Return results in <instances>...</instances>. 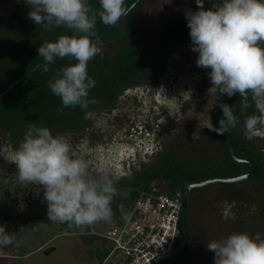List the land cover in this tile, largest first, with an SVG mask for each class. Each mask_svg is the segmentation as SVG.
<instances>
[{"label": "clouds", "instance_id": "clouds-1", "mask_svg": "<svg viewBox=\"0 0 264 264\" xmlns=\"http://www.w3.org/2000/svg\"><path fill=\"white\" fill-rule=\"evenodd\" d=\"M31 6L29 19L35 25L66 26L79 36H60L55 42H45L38 49L43 58L44 71L56 58L73 57L75 65L61 68L54 80L49 81L52 93L64 107L79 106L86 110L89 89L95 81L88 76V62L99 54L98 42L92 37L97 16L107 25L115 24L124 14V0H99L97 12L87 0H26ZM197 11L186 12L185 19L193 45L198 53L196 64L208 73L211 87L209 95L237 93L252 101L259 115L247 116L244 135L251 140L264 137V0H222L208 10L203 0ZM218 93V94H217ZM183 95H188L183 94ZM223 119L214 127L207 116L206 127L217 135L234 128L237 119L231 106L220 104ZM92 113L86 112L85 119ZM0 156L18 169L20 182L39 185L47 203L50 221L69 226H91L100 220L111 219V201L116 194L113 180L107 170L97 167L90 171V161L74 152L64 136H54L47 127L30 124L16 148L0 149ZM13 233L0 226V247L11 245ZM208 251L214 253V264H264V235L233 233L225 239L212 240Z\"/></svg>", "mask_w": 264, "mask_h": 264}, {"label": "flooded vegetation", "instance_id": "flooded-vegetation-1", "mask_svg": "<svg viewBox=\"0 0 264 264\" xmlns=\"http://www.w3.org/2000/svg\"><path fill=\"white\" fill-rule=\"evenodd\" d=\"M220 1L222 0H203V8L208 10L213 4L222 3ZM196 2L199 3L200 0L148 2L135 21L137 28L133 38L149 40L155 49L154 54L147 58L135 83L121 91L111 106L101 105L90 112L91 118L84 119L77 129L50 130L54 136L66 137L74 152L90 161V171L93 174L97 167L105 168L114 185L131 180L138 173L156 167L175 154L186 166H190L193 163L191 161L199 157H202V160L206 159V156L207 159H224L219 135L205 128V121L209 116L213 124V117L221 112L219 105L224 103L225 97L221 94L217 97L208 94L207 90L212 86L211 81L207 82L210 69L197 66L198 53L191 51L193 45L189 28L187 27L188 32L182 40L170 44L161 42L156 31L160 24L174 20L185 21L187 24L185 13L197 11ZM154 7L173 10L168 13L163 10L159 16L165 19L153 23L150 31L146 33L140 24L141 17L144 12ZM186 93L188 95H183ZM202 97H213L216 100L210 111L204 113L203 120L202 113L195 111L205 109L207 102L203 103ZM234 132L255 145L264 158L263 150L256 144L257 140L264 142V137L249 140L244 135V127L239 125L234 128ZM8 146L16 148L10 135L5 133V136L0 138V149ZM235 157L254 162L251 159ZM197 164L200 165L198 162ZM246 164L253 169L251 164ZM117 190L119 189L116 188ZM190 198L187 208L191 204ZM46 210L47 203L41 186L20 182L17 166L0 156V226L6 225V232L13 233L15 229L12 228L11 232V227L14 224H24L42 215ZM187 211L185 228L190 232V215L189 210ZM30 216L33 217L29 218Z\"/></svg>", "mask_w": 264, "mask_h": 264}, {"label": "trees", "instance_id": "trees-1", "mask_svg": "<svg viewBox=\"0 0 264 264\" xmlns=\"http://www.w3.org/2000/svg\"><path fill=\"white\" fill-rule=\"evenodd\" d=\"M17 1L18 4L7 16H0V94L36 65L42 64L0 98V131L9 134L16 147L19 146L30 124L61 131L75 130L80 127L86 112H92L101 105L114 104L120 92L135 83L147 58L154 54L155 46L149 40L133 38L137 28L135 21L138 14L151 1L138 0L124 17L96 41L100 52L88 62L87 66L88 76L96 82L95 86L89 89L88 99L96 102L89 103L86 110H81L79 106L64 107L61 99L52 93L48 82L54 80L57 71L61 68L75 65L77 61L71 56L56 58L54 63L48 65V71H44V61L38 55L37 49L45 42H55L60 36L81 34L63 25L50 27L47 30L43 25H35L28 17L31 6L26 3V0ZM134 1L124 0V8L127 9ZM87 3L97 12L100 11L99 0H87ZM107 26L97 16L95 27L92 30L95 35L92 39ZM156 31L160 35L161 42L170 44L182 40L188 29L185 21L174 20L160 24ZM261 46L264 47V44ZM221 95L225 97L223 104L231 106L235 113L241 99L240 94L237 93L232 97L226 94ZM253 114L258 115V112L252 101L251 93H248L242 111L236 117V126L244 127L246 117ZM223 118L222 110L216 113L213 117L214 126L219 127L218 121ZM234 128L230 127L226 133L232 143L235 156L240 159H251L256 163L257 173L249 180L264 187V158L255 145L235 134ZM219 141L227 163L224 171L198 168L197 163L186 166L181 159L172 156L156 167L138 173L131 180L115 185V188L119 190L127 188V191L124 195L115 194L112 198L110 207L114 221L118 224L123 221V213L132 207L137 197L134 189L138 187L147 190L154 181L166 182L170 192H180L183 195L185 188L190 184L211 179L238 177L252 169L250 165L237 162L232 158L223 135H219ZM222 185L236 186V184ZM195 191L197 189L192 190L190 196ZM187 210L188 208L183 219L186 246L191 241V233L185 228V225L187 227ZM87 234L90 233L87 231ZM90 235L92 238L95 237V241L101 237L95 233ZM96 249L98 251L101 249L97 257L101 263L108 249L103 245ZM52 251L53 247H50L44 252L49 254ZM159 264H164V261Z\"/></svg>", "mask_w": 264, "mask_h": 264}, {"label": "rangeland", "instance_id": "rangeland-1", "mask_svg": "<svg viewBox=\"0 0 264 264\" xmlns=\"http://www.w3.org/2000/svg\"><path fill=\"white\" fill-rule=\"evenodd\" d=\"M17 4V0H0V16H7ZM163 10L168 13L173 9L154 7L144 12L140 24L146 33L150 31L153 23L165 19L159 16ZM207 82H210V78ZM202 102H207L205 109L202 111L195 109V111L202 113L203 120L204 113L210 111L211 105L216 103V100L213 97H202ZM2 135L5 136V133H0V138ZM256 144L264 152V142L257 140ZM175 157L178 158L177 154ZM205 158L202 160V157H199L191 162L200 163L198 168L202 167L206 170L224 171L227 168L224 159L219 157L207 159V156ZM126 191L127 188L117 190L116 194L123 195ZM190 202L188 210L191 242L181 256L175 260H165L164 264H214V253L207 249V244L212 240L225 239L233 233L264 235V187L255 181H242L236 183V186L212 184L192 193ZM113 218L112 213L110 220H100L91 226H69L66 223L62 226V223L50 221L48 216L32 221L28 225L21 224L22 228L18 234L24 242V248L19 252H29L36 248L38 242L44 240H47L46 249L53 247L54 251L47 256L43 253H32L25 262L0 258V264H99L97 257L101 249L98 251L96 247L102 245L106 247V234L115 226ZM58 227H62L63 234L61 237L53 238L54 235L61 233ZM87 231L90 234L100 235V239L95 241V237L92 238ZM17 242L18 240L13 241L14 247Z\"/></svg>", "mask_w": 264, "mask_h": 264}, {"label": "built area", "instance_id": "built-area-1", "mask_svg": "<svg viewBox=\"0 0 264 264\" xmlns=\"http://www.w3.org/2000/svg\"><path fill=\"white\" fill-rule=\"evenodd\" d=\"M134 191L137 197L123 221L114 222L106 234L108 252L99 264H159L158 259L178 246L183 195L160 181Z\"/></svg>", "mask_w": 264, "mask_h": 264}, {"label": "water", "instance_id": "water-1", "mask_svg": "<svg viewBox=\"0 0 264 264\" xmlns=\"http://www.w3.org/2000/svg\"><path fill=\"white\" fill-rule=\"evenodd\" d=\"M138 0H135L125 11V14L130 11L133 6L136 4ZM125 14L122 16L124 17ZM121 17V18H122ZM120 18V19H121ZM119 19V20H120ZM114 25V24H113ZM113 25H108L107 27H105L103 30H101L94 38V41H97L109 28H111ZM44 63V62H43ZM42 63L36 65L34 68H32L28 73H26L24 76H22L20 79H18L15 83H13L7 90H5L3 93L0 94V98L7 93L14 85H16L18 82H20L22 79H24L28 74L32 73L34 70H36ZM245 100H243L242 98L240 99L238 108L236 110V112L234 113L235 117H237L240 112L242 111L243 105H244ZM227 143H228V147H229V152L232 156V158L240 163H249L253 166V169L250 173L247 174H243L240 175L238 177H233V178H221V179H211V180H207L201 183H194V184H190L188 185L183 193V198H182V207H181V212H180V221H179V243L177 248L175 249L174 252H172L171 254L164 256L160 259L157 260V263H160L161 261H165V260H171L176 258L177 256H179L182 251L185 249L186 246V237H185V233L183 230V219H184V215H185V211L189 202V198H190V192L194 189H202L205 187H208L212 184H236V183H240L242 181H246L249 179H252L256 173H257V165L254 162L251 161H246V160H239L235 157L234 155V151H233V146L232 143L228 137V135L225 133L223 134Z\"/></svg>", "mask_w": 264, "mask_h": 264}, {"label": "crops", "instance_id": "crops-1", "mask_svg": "<svg viewBox=\"0 0 264 264\" xmlns=\"http://www.w3.org/2000/svg\"><path fill=\"white\" fill-rule=\"evenodd\" d=\"M47 216V211H44V213L42 215H39L37 216L35 219L33 220H28L25 222V224H29L30 222H35L37 220H40L41 218ZM113 221H114V218H113ZM25 224H22V225H25ZM12 228H14L15 230L13 231V234L15 236V240L14 242H17V246H13L14 244L12 243L11 245H8L7 247H0V253H5L7 255H2L0 254V258L1 259H4V260H22L23 262L26 261V259L29 258V256L33 253H43L44 255H48V254H45V250H46V245H47V240H44L42 242H38L37 245H36V248L34 249H31L29 252H24V253H21L19 252L20 249L24 248V242L22 241V239H20V235L18 234V231L22 228L20 225L18 226L17 225H13L11 227V232H12ZM60 229V230H59ZM62 227H58V230L61 232L60 234H56L53 236V238L56 236V237H61L62 236V231H61ZM44 249V250H43ZM54 249V248H53ZM54 251V250H53Z\"/></svg>", "mask_w": 264, "mask_h": 264}]
</instances>
